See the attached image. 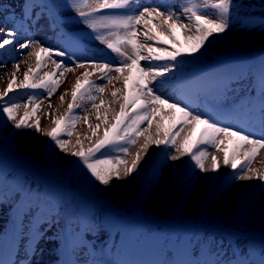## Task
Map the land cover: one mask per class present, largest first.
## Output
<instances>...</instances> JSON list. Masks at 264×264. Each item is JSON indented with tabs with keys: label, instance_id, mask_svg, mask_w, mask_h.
Returning <instances> with one entry per match:
<instances>
[{
	"label": "snow or ice",
	"instance_id": "obj_1",
	"mask_svg": "<svg viewBox=\"0 0 264 264\" xmlns=\"http://www.w3.org/2000/svg\"><path fill=\"white\" fill-rule=\"evenodd\" d=\"M2 6L0 3V7ZM48 7L46 0H23L19 23L0 24V53L10 48L21 53L22 50H28L22 55V62L28 65L23 72V79L18 81L20 62L17 61L7 87L0 92V116L5 124H10L15 134L34 129L53 142L62 153L75 157L77 166L90 183H98L105 188H111L113 180L127 179L133 174L142 179L144 170L140 167L141 161L152 146H164L163 150L168 153L167 158L171 161L187 156L190 158L189 163L194 162L193 168L199 169L201 173H218L221 160L215 154L210 155L207 149H201V145L214 147L217 152L223 153L222 164L233 170L235 181L259 180L264 185V170L252 166L258 154L264 150V134L256 137L243 128L225 125L208 113L197 111L187 102L162 96L155 87L160 78L179 70L187 60H195L204 55L208 45L212 43L210 38L214 37L217 41L231 40L228 32L238 15L233 13L237 7L235 0H212L211 3L208 0H203L202 3L201 0H184L179 5L178 12L171 6L164 9L142 6L138 0H95L92 3L88 0H65V7L75 14L74 19L88 31V39L105 45L121 58L118 66L93 58L81 61L76 54L45 46L35 38L20 42L24 25L32 21L39 23L40 19L46 17ZM208 8L215 10L211 16L205 11ZM55 24L54 19L49 20V27ZM260 26L264 27V24ZM177 30L183 36V42L177 35ZM66 60L71 64H66ZM49 61L54 66L53 70L43 71ZM76 69L84 71L76 76L75 83L71 86V100L63 114H48L51 118L50 128L42 129L37 115L43 101L30 96L21 115L19 104L9 103L4 99L14 91V86L16 89H44L50 99L64 82L65 73H74ZM3 75L4 73H0V77ZM233 75L234 73H225L221 78L225 94L233 84L239 83V80L233 79ZM93 76L96 80L92 79ZM251 79L254 84L257 83L256 76ZM97 80L105 82L101 84ZM114 81L121 83L122 87H116ZM258 83L261 101H264V64L258 70ZM109 85L113 87L108 89ZM106 89L110 92L107 99L104 96ZM67 95V92L61 94V105ZM85 104H89L90 108L85 107ZM47 107L52 109L53 106L49 103ZM77 109L83 115L75 114ZM261 114L264 116L262 105ZM93 116L95 123L92 122ZM165 118L169 121L167 125L164 123ZM81 121L87 126L86 130L76 133V125ZM154 121L155 130L149 132ZM145 124L147 126L142 127ZM198 126L199 132L196 131ZM186 128L189 129L188 132H185ZM74 133L76 140L73 143L70 138ZM181 133H184L182 137ZM141 136L145 142L133 154L130 149L137 145ZM177 137H181L179 143ZM226 142L232 144L231 151L221 147ZM130 156L132 159L129 161L127 157ZM209 156L210 164L206 165L205 161ZM174 180L183 190L181 194L187 192L191 195V190L186 187L185 180L179 173ZM158 187L159 173L156 168L142 188L138 184V189L145 197ZM212 195L214 193H209L210 197ZM39 203L38 200L35 201V211H39ZM211 207L210 205L206 209V220L209 219ZM35 211L29 209L32 213L29 224L35 219ZM23 224L21 220L20 239L25 244L28 240L35 239L31 252L24 249L21 255L18 248L16 261L0 259V264H34L33 258L35 264H39L37 248L40 242L54 227L59 231V227L64 226L55 209L52 215L37 224L33 236L26 235ZM44 225L47 227L44 228ZM176 264L191 262L177 261ZM212 264H227V261L218 259ZM261 264H264V260Z\"/></svg>",
	"mask_w": 264,
	"mask_h": 264
},
{
	"label": "rangeland",
	"instance_id": "obj_2",
	"mask_svg": "<svg viewBox=\"0 0 264 264\" xmlns=\"http://www.w3.org/2000/svg\"><path fill=\"white\" fill-rule=\"evenodd\" d=\"M58 7L59 12L61 14H68L72 13L65 7V0H54ZM240 1L238 4L236 3L237 7L233 10L234 15H236V19L233 20V27L229 30L228 36L231 37V40H219L217 41L214 37L210 38L212 40V43L208 45L207 52L205 53L206 57L208 59H213L215 53H219L223 51V47L226 45L228 47L232 48H240V50H245L249 52L250 50H256L257 52L261 50L264 47V27H261V24L253 23L248 17L244 18L246 14L251 13H259L264 14V8L261 7V4L264 3V0H235ZM88 2L92 3L95 2V0H88ZM138 2L142 6H148V7H160L162 9L166 7H174L175 10L178 12L179 5L181 2H178V0H148L147 2H144L143 0H138ZM203 0H201V3ZM209 3L212 2V0H208ZM0 3H2V7H0V16L3 18L0 19V24H6V25H12V24H18L19 23V13H20V6L23 3V0H0ZM55 3V4H56ZM253 5L256 8H250L247 5ZM259 6V7H258ZM205 11L208 12V14L211 16L215 10L208 8ZM255 11V12H253ZM5 12L7 14H5ZM49 16L46 14L45 18L40 19L39 23H36L35 21L30 22L29 24L24 25V34L20 37V42H22L24 39L29 38H35L37 40H40L45 46L51 47L53 49H61L66 50L65 48L60 47L59 42L62 44L63 37L60 36L59 31L55 26L49 27ZM242 22V24H241ZM246 25V27L244 26ZM70 26H76V25H70ZM141 31H143V28L141 27ZM177 35L183 42V36L180 35L179 30H177ZM2 38V37H0ZM27 49L22 50L21 52H17L15 49L10 48L8 51L0 53V73H4L2 77H0V92H2L6 87L8 80L11 78V74L13 71H15L14 64L15 62H20V69L18 73V81L23 79V72L27 70L28 65L22 62V55L27 53ZM74 54H76L77 58L81 61L87 60L89 58H93L97 61H107L110 63H113L114 66H118L116 59L118 56L114 54L115 58L102 56L98 53L91 52L87 48L79 47L77 49H74L73 51H70ZM23 58H26L24 56ZM54 59H60L57 57H54ZM190 62V60H187ZM197 63L201 64L202 67H208V64L206 62L202 61H196ZM33 66H34V58H33ZM66 64H71L67 63ZM160 63V62H157ZM187 65V64H184ZM188 66V65H187ZM54 66L52 65L51 61L48 62L47 68H44L43 71H52ZM76 71V70H75ZM82 71L74 72L72 73L70 77L71 83L68 87L63 89L64 91L69 94L72 84L75 83V79L77 75H80ZM224 74L225 73H234L233 79L239 80L238 84H233L231 90L227 91L225 94L224 90L222 91L220 97L223 102V104L226 106V116L222 117L220 120L225 125H231L235 128H243L246 132L255 134L256 137L261 136L264 134V116L263 120L260 124H256L253 122V119L248 115L246 118L243 116L244 113L248 110V103L251 99V84H250V73L247 69V66L245 67H234L230 63L224 64ZM183 69L180 67L179 70L168 74L167 76L160 78L155 87L157 88L158 92L164 96V97H172L174 99H178L184 102H187L188 104L192 105L197 111L206 113L205 109H202L200 101H190L188 98L184 96V81H178V77H180L183 74ZM217 70L216 68L213 69L210 72V76L207 78L208 80H220L222 78V74L216 75ZM113 73L112 75H114ZM67 73H65L64 78L66 77ZM93 80H96V77H92ZM204 79L201 78V75L196 74L193 77L192 83L189 85L191 87L197 86H204L203 85ZM105 81L97 80V83H104ZM65 84V81L60 85V87L57 89H61L63 85ZM20 91V95L17 93V91ZM56 91V92H57ZM56 92L54 94H56ZM20 95V101H16L15 94ZM53 94V95H54ZM52 95V96H53ZM30 96H35L38 101H43V105L40 109V111L37 113V115L40 117V123L42 129L50 128L51 125V118L48 115L49 113H53L54 115H57L56 109L52 107V109H49L47 105L50 103V99L47 97L46 90L44 89H16L14 86V91L9 93L8 97H5V101L9 103H16L19 104L21 107L19 108V114H23L24 112V104L28 103V99ZM68 96V95H67ZM65 97V103L67 106V103L71 100V94H69L68 97ZM105 98L110 97V92L104 94ZM67 98V99H66ZM236 100V104L231 105L232 101ZM230 101V102H229ZM229 103V104H228ZM247 103V106H246ZM85 107H89V104H85ZM240 109V110H239ZM233 110H239L234 111ZM64 112V111H63ZM62 112V114H63ZM75 114L83 115L82 111L80 109L76 110ZM61 115V114H60ZM47 118L46 123L43 124L44 118ZM159 118V117H158ZM164 123L167 125L169 121L167 118H165ZM51 125V126H50ZM146 125V124H145ZM145 125H142L144 127ZM0 129L3 131H9L10 133L13 132L11 129L10 124H5L2 116H0ZM187 128L185 129V132H188ZM197 132H199V126L196 129ZM153 132V131H152ZM76 133H82V131H79L76 125ZM15 139L17 140V146L18 148L25 154H34L39 160L47 161L49 162V158H52L54 155L56 158L61 160H74L75 157H72L70 155H65L62 153L58 148L55 147L53 142L48 141V138L43 136L42 134H38L35 132L34 129L28 130L25 132H21L19 135L15 134ZM184 135V133H181V137ZM193 136H195V133H193ZM181 137H177V142L179 143L181 140ZM65 138V137H64ZM67 138V137H66ZM71 142H75L76 140V134L70 138ZM47 142L55 148V150L52 151L53 148L47 149ZM144 137L141 136L138 140V143L135 147H132L130 150L134 154L139 145H142L144 143ZM229 143V142H226ZM222 148H224V145H221ZM201 149H207L211 154H215L218 156V158L221 160V167L218 171V173H201L199 169H194L193 165L194 162L189 163V157L185 156L181 158V160L178 161H171L167 158L168 153L164 151V146H161L160 148H157L156 146H152L149 148L147 155L145 158L141 161L140 167L144 170L143 171V178L138 179L136 177V174H133L132 177H129L127 179L122 180H113L112 181V187L111 188H103L104 194L107 196H112L115 201H117V204H122L123 206L129 207L133 203H136L137 196L140 198L143 196V193L140 192V189H138V184L142 183L143 179L150 178L152 175V171L154 168L158 170L159 173V187L154 188L153 191L144 199H142V207L143 209H147L150 211H158L164 216L168 215L170 217L172 213L177 211L178 209L182 208L185 209V211H190L198 214V207L199 204L204 200L206 193L211 189L215 187H219L221 183L223 185L219 190L214 192V195L210 197L208 206L211 207L210 213H215L219 216L222 215V213H225V217L223 218V222L232 221V215L237 208L236 206L239 204L241 197L243 193L250 191L254 188L257 189V191L254 193V195L251 197L250 205L252 206L251 209H254V205L259 206V210L264 211V185L261 184L259 180H256L253 182L252 185H247L245 183H241V181H235L232 176L233 170L230 167H225L222 164L223 160V153L217 152L214 147L207 146V145H201ZM158 149V152L151 156L152 152L154 150ZM50 151V155L46 157L44 152ZM231 151V150H230ZM217 152V153H216ZM112 154V153H109ZM115 153L114 155H116ZM175 154V153H173ZM99 155V154H98ZM129 161L132 159V157H127ZM206 165L210 164V156L209 159L205 161ZM179 173L185 180V183L187 184L186 187L191 190V195H188L187 192L182 193V189L178 187L176 184L174 177L175 175ZM197 176L198 179L195 183L191 182L192 178L194 176ZM187 181L189 183H187ZM71 189L73 188L71 184L68 182H65ZM70 192V190H69ZM66 191L64 192L63 196L64 199L61 200L62 208L66 209L67 207L71 206V202L76 199L75 195L71 194L72 201L65 198ZM187 197V198H186ZM207 206V207H208ZM223 209V210H222ZM250 209V210H251ZM222 210V211H221ZM260 212V211H259ZM9 209H6L4 206L0 204V233L3 232L4 228V222L6 218H8ZM208 213V214H210ZM261 213V212H260ZM253 215V212H252ZM256 215V214H255ZM254 216V215H253ZM262 219H264V212L261 214ZM256 218V217H255ZM197 221L202 220V218H197ZM47 225H44V228H46ZM53 232H56V227H54L51 231L47 232L46 237L44 240L40 242L39 247L37 248V254L39 255V264H48L46 262L47 258H50L52 255H45V247H48L54 240L55 235H53ZM28 236V234L26 233ZM187 234H183L179 241L177 242V248L175 249L177 254V260L176 261H186L191 262V264H212V262L217 261L218 259H223L224 261H227V264H233L232 263V252L230 251L229 246H225L221 250H217L215 247V244L210 245V247H206L204 242H194V250L193 253L189 254V245L188 238L186 236ZM142 235V237H144ZM218 237V236H217ZM20 238V236H19ZM220 239V237H218ZM240 243V251L241 256L246 260V251L247 250V243L246 240L238 239L236 238ZM102 242V241H101ZM101 242L99 244H101ZM35 245V239L28 240L27 244H25L21 239L16 243L14 248H12L13 255L15 256V259L13 261H16L18 257L16 256V251L19 248L21 251V255H23L24 249H27L29 252H31L33 246ZM244 246V248H243ZM223 245H221L219 248H222ZM72 258L74 259L73 264H102V259L98 256V254H94L92 256L82 257L81 249H76L74 246L72 247ZM264 250V249H263ZM42 253V254H41ZM85 256V255H84ZM151 256L150 259L146 261V264H171L173 254H170V256L165 257L160 254L152 253L149 254ZM34 264H35V258H33ZM257 260V259H256ZM115 264V263H112ZM247 264H251L250 262H247Z\"/></svg>",
	"mask_w": 264,
	"mask_h": 264
},
{
	"label": "trees",
	"instance_id": "obj_3",
	"mask_svg": "<svg viewBox=\"0 0 264 264\" xmlns=\"http://www.w3.org/2000/svg\"><path fill=\"white\" fill-rule=\"evenodd\" d=\"M245 59L247 60L248 56H246ZM9 133V131L6 132L0 129V166L5 169V174L0 177V203L3 205L9 204L15 197L18 196L16 194L19 193L20 196L21 194H24L26 197V204L28 205L26 210L35 208V201L38 200L40 202L39 207L41 208V220L44 218L46 219L49 215H52L53 209L57 210L58 214H60L62 207L56 204L53 198L46 193V187L48 185L57 187L62 186L59 182H57V179L59 176H64L66 174L67 170L65 163H59L57 168L52 169V167H49V165H46L43 161L41 162L32 156L27 161L23 160L21 154L18 150H16L14 144L12 143L11 140L13 139L11 137V133L10 135ZM7 134L8 136H6ZM67 181L73 187L72 189L67 188L68 190H66V199L70 201H72L71 194L75 195L76 198L81 196V193L76 188L86 192L91 191L95 195L104 193V187L100 186L98 183H90L88 177L81 172L76 163L71 168L69 179ZM107 198L115 200L110 195H107ZM71 203V209L74 214L72 220L74 221V224H77L78 216L76 214V200ZM101 208L102 207L99 205H95L92 218L86 224L87 231L94 232L97 229H102L98 224L97 213V210ZM250 209L246 212V214H244L243 219L239 221L240 226L249 228L250 225L254 223L255 219H258V216H260V210H258L256 206L254 209ZM147 211L150 216L159 214L158 211ZM252 212L254 216L252 215ZM217 216L218 218L221 217L219 215ZM259 227L264 228V225L260 224ZM92 235L95 236V233H92ZM207 235L208 236L203 235L202 231L195 233L197 240L204 239L207 245H210L213 242V244L219 248L221 245L227 244L226 241H221L222 239L220 240L212 234ZM149 240L150 236L148 241ZM95 241L96 239L92 238L88 242V246L90 247L93 245Z\"/></svg>",
	"mask_w": 264,
	"mask_h": 264
},
{
	"label": "bare ground",
	"instance_id": "obj_4",
	"mask_svg": "<svg viewBox=\"0 0 264 264\" xmlns=\"http://www.w3.org/2000/svg\"><path fill=\"white\" fill-rule=\"evenodd\" d=\"M185 22H187V21L185 20ZM149 27H152V25H149ZM82 70L83 69H76L75 72H79V71H82ZM71 75H72V72H67V75L64 78L65 84L50 99V103L52 104L53 108L56 109V111L58 113L57 115L62 114V112L65 111L66 108H67L65 101H64L63 105H61V101H60L59 98H60L61 94H64L67 91V90L64 91L63 89H65L66 87H68L69 84L71 83V81H70ZM114 84H115L116 87H122V84L119 83V82L114 81ZM112 87H113L112 85H109L108 86V89H111ZM108 89H106V93H108ZM69 94H68V96H69ZM46 119L47 118L45 117L44 120H43V122H42L43 124L46 123V121H47ZM92 122L93 123L96 122L94 116L92 117ZM146 126L147 125H145L144 127H146ZM86 127L87 126L83 123V121H81L80 123L77 124L78 130L79 131H82V133L86 130ZM154 130H155V121L153 122V127L149 129V132H152ZM187 130H189V129L187 128ZM228 145H229V143H225L224 146L226 148H228ZM252 166L254 168H258V169L264 170V150H261V152L258 154L257 158L253 161ZM254 181H256V180H253V181H241V183H239V185H241L242 183H245L247 185H252Z\"/></svg>",
	"mask_w": 264,
	"mask_h": 264
}]
</instances>
